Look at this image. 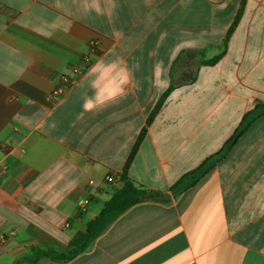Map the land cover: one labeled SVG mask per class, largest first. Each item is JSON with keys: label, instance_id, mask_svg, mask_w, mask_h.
Listing matches in <instances>:
<instances>
[{"label": "crops", "instance_id": "0c3cea01", "mask_svg": "<svg viewBox=\"0 0 264 264\" xmlns=\"http://www.w3.org/2000/svg\"><path fill=\"white\" fill-rule=\"evenodd\" d=\"M113 62L123 96L85 112L89 81ZM258 106L264 0H0V264L66 253L123 187L144 131L127 178L163 196L130 207L72 260L37 264H264ZM241 127L175 197L171 187Z\"/></svg>", "mask_w": 264, "mask_h": 264}, {"label": "trees", "instance_id": "16d2710c", "mask_svg": "<svg viewBox=\"0 0 264 264\" xmlns=\"http://www.w3.org/2000/svg\"><path fill=\"white\" fill-rule=\"evenodd\" d=\"M238 18L236 19L237 22ZM233 29V28H232ZM227 44V40L225 41V47ZM221 58V55L217 56L214 60L210 61V64H214ZM169 92H166L157 106L155 107V110L153 113H156L161 106L163 105L165 99L167 98ZM246 127H241L238 129L235 134L226 142L224 145L222 151L217 153L216 155L207 158L198 169L192 171L191 173L186 174L184 177H182L171 189L176 192L180 193L182 191H185L189 187L193 186L199 179H201L203 176H205L207 173H209L215 166L217 161L220 160V157L223 155V153L230 149L236 141L239 139V137L242 135V133L245 131ZM145 136V131L141 134L139 137L129 159L127 162V165L124 169V173L121 176V180L124 182L123 187L115 192V194L112 196V198L105 203L104 208L100 211L98 215H96L93 219L90 220V222L87 225V229L85 231L79 232L74 240L70 243V248L66 253H57L54 251H45L36 249L35 252L37 255L34 256V264L37 263L41 259H51L54 261H69L78 256L79 254L85 252L90 248L94 240L100 236L107 228L108 226L117 219L122 213L127 211L130 207H132L135 204H138L145 200H153L157 199L159 196V193H156L155 191L145 189L143 187H139L135 185L132 181L128 180L127 178V170L128 167L134 158L141 142L143 141ZM217 158L216 162L213 164H210L211 160H214ZM194 176L193 181H188L187 183H184L188 180L189 177ZM182 187H180V185Z\"/></svg>", "mask_w": 264, "mask_h": 264}, {"label": "clouds", "instance_id": "9594fccd", "mask_svg": "<svg viewBox=\"0 0 264 264\" xmlns=\"http://www.w3.org/2000/svg\"><path fill=\"white\" fill-rule=\"evenodd\" d=\"M99 65H94L97 68ZM104 69H110L109 75L101 79L102 72L94 73L93 78L89 81V87L92 90V95L83 97V109L85 112L94 111L99 107L110 102L118 100L124 94L126 81L122 78L121 73L124 71L119 65L113 63L103 64ZM165 71L157 66L155 69L156 75L159 77L157 86L161 84L167 86Z\"/></svg>", "mask_w": 264, "mask_h": 264}, {"label": "rangeland", "instance_id": "374dc122", "mask_svg": "<svg viewBox=\"0 0 264 264\" xmlns=\"http://www.w3.org/2000/svg\"><path fill=\"white\" fill-rule=\"evenodd\" d=\"M165 101H166V99H165ZM165 101H164V103H165ZM164 103H163V105H164ZM163 105H162V106H163ZM162 106H161V108H162ZM161 108H160V109H161ZM160 109H159V110H160ZM159 110H158L156 113H153V115H152V119L150 120V123H151V121L155 118V116L158 114ZM262 112H264V107H263V106H258V108H257V114H260V113H262ZM218 153H219V152H218ZM216 154H217V153H216ZM216 154H215V155H216ZM213 156H214V155H213ZM216 160H217V158H215L214 160H211L210 164H213L214 162H216ZM201 165H202V164H201ZM201 165H200V166H201ZM200 166H199V167H200ZM197 169H198V168H197ZM195 170H196V169H195ZM190 173H191V172H190ZM187 174H188V173H187ZM185 175H186V174H185ZM185 175H183L182 177H184ZM182 177H181V178H182ZM181 178H180V179H181ZM180 179H179V180H180ZM179 180H178V181H179ZM189 180H190V181H193V180H194V176L189 177L188 180H187L186 182H184V183H187ZM178 181H177V182H178ZM177 182H176V183H177ZM176 183H175V184H176ZM184 183H182V184L180 185V187H182V185H183ZM123 184H124V182H123ZM175 184H174V185H175ZM174 185H173V186H174ZM173 186H172V187H173ZM172 187H171V188H172ZM171 191L173 192V195H174L175 197L178 196V195H180L182 192H184V191H182V192H180V193H176V192H174L172 189H171ZM155 192H156V193H159L158 198H160V197L163 196L162 193L157 192V191H155ZM114 194H115V193H114ZM114 194H113V195H114ZM111 198H112V197H111ZM158 198H157V199H158ZM145 201H146V200H145ZM88 202H89V201H88ZM142 202H143V201H142ZM106 203H107V202H106ZM87 204H88V203H87ZM87 204H86V205H87ZM104 206H105V205H104ZM103 208H104V207H103ZM83 209H84V208H83ZM99 213H100V212H99ZM99 213H98V214H99ZM98 214H97V215H98ZM41 260H42V259H41ZM41 260H39L38 262H40ZM38 262H37V263H38ZM37 263H35V264H37Z\"/></svg>", "mask_w": 264, "mask_h": 264}, {"label": "built area", "instance_id": "2783aa9c", "mask_svg": "<svg viewBox=\"0 0 264 264\" xmlns=\"http://www.w3.org/2000/svg\"><path fill=\"white\" fill-rule=\"evenodd\" d=\"M96 44V43H95ZM71 76L70 75H62L59 79V85L56 86L54 93H62L64 89H66V86L70 83ZM106 180L108 182L114 181V177L112 175H108L106 177ZM88 203V202H87Z\"/></svg>", "mask_w": 264, "mask_h": 264}]
</instances>
